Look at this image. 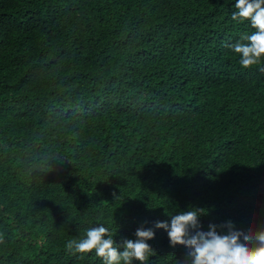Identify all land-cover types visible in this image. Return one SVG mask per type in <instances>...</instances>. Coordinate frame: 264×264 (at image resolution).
I'll return each mask as SVG.
<instances>
[{
	"label": "trees",
	"instance_id": "1",
	"mask_svg": "<svg viewBox=\"0 0 264 264\" xmlns=\"http://www.w3.org/2000/svg\"><path fill=\"white\" fill-rule=\"evenodd\" d=\"M234 4L0 0V264H103L65 248L101 224L184 264L155 224L191 208L264 228V60L228 47L255 31Z\"/></svg>",
	"mask_w": 264,
	"mask_h": 264
},
{
	"label": "clouds",
	"instance_id": "2",
	"mask_svg": "<svg viewBox=\"0 0 264 264\" xmlns=\"http://www.w3.org/2000/svg\"><path fill=\"white\" fill-rule=\"evenodd\" d=\"M234 8L232 20L250 21L255 29L241 37L244 42L228 45L240 57V65L249 69L264 60V0H235ZM202 213L201 209L191 208L172 215L170 225L155 224L167 231L172 247L181 245L188 249L190 260L184 264H264V228L239 230L229 222L220 226L228 229L227 234L218 233L215 224L203 231L199 222ZM135 236V240H125L120 251L109 228L101 224L87 229L84 237L67 241L65 248L82 254L95 252L103 264H133V260L145 264L154 252L147 241L155 238V232L141 227Z\"/></svg>",
	"mask_w": 264,
	"mask_h": 264
}]
</instances>
